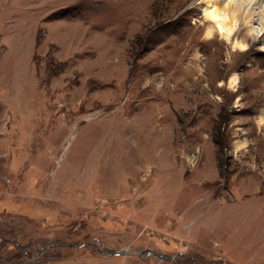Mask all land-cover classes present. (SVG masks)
<instances>
[{"label":"rangeland","instance_id":"obj_1","mask_svg":"<svg viewBox=\"0 0 264 264\" xmlns=\"http://www.w3.org/2000/svg\"><path fill=\"white\" fill-rule=\"evenodd\" d=\"M194 2L0 0V264H264V52Z\"/></svg>","mask_w":264,"mask_h":264},{"label":"clouds","instance_id":"obj_2","mask_svg":"<svg viewBox=\"0 0 264 264\" xmlns=\"http://www.w3.org/2000/svg\"><path fill=\"white\" fill-rule=\"evenodd\" d=\"M201 5L204 7L201 8ZM193 8H199L202 13L199 19L205 30L201 40L205 42L216 40L223 44L225 48L223 64L231 66L236 54H245L254 45L257 46V51L264 52V43H261L264 40V0H195L186 10ZM196 19H193V23ZM200 72L203 75V69H200ZM240 83V74L233 72L227 81L220 80L216 86L235 94L240 89ZM205 87L208 85L205 84ZM241 99L242 97H237L233 104L234 108L240 107ZM215 100L223 103L222 96H216ZM254 119L257 133L264 135V109ZM247 148L248 143L244 142L232 154L237 157L241 150L246 153ZM189 164H192V158H189ZM248 167L258 175L264 176V167L255 163V157Z\"/></svg>","mask_w":264,"mask_h":264},{"label":"trees","instance_id":"obj_3","mask_svg":"<svg viewBox=\"0 0 264 264\" xmlns=\"http://www.w3.org/2000/svg\"><path fill=\"white\" fill-rule=\"evenodd\" d=\"M225 121H221L220 125H222ZM221 128V126H220ZM220 128L217 126L216 130L217 131V137L215 136V145L217 147V150H218V155L219 153L221 152L220 150H223L224 148H226L225 146V143L223 142V139L218 135L219 134V131H220Z\"/></svg>","mask_w":264,"mask_h":264},{"label":"water","instance_id":"obj_4","mask_svg":"<svg viewBox=\"0 0 264 264\" xmlns=\"http://www.w3.org/2000/svg\"><path fill=\"white\" fill-rule=\"evenodd\" d=\"M106 256H119L122 255L124 256L125 254H123L122 252H115V253H104Z\"/></svg>","mask_w":264,"mask_h":264},{"label":"bare ground","instance_id":"obj_5","mask_svg":"<svg viewBox=\"0 0 264 264\" xmlns=\"http://www.w3.org/2000/svg\"><path fill=\"white\" fill-rule=\"evenodd\" d=\"M190 31V30H189Z\"/></svg>","mask_w":264,"mask_h":264}]
</instances>
